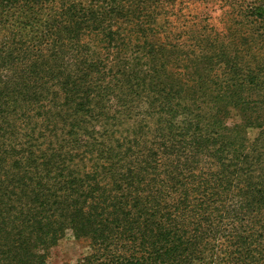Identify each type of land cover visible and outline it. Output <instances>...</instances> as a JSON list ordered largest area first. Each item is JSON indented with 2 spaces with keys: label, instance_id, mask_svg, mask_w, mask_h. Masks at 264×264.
Listing matches in <instances>:
<instances>
[{
  "label": "trees",
  "instance_id": "obj_1",
  "mask_svg": "<svg viewBox=\"0 0 264 264\" xmlns=\"http://www.w3.org/2000/svg\"><path fill=\"white\" fill-rule=\"evenodd\" d=\"M197 1L0 0V264H264V5Z\"/></svg>",
  "mask_w": 264,
  "mask_h": 264
},
{
  "label": "rangeland",
  "instance_id": "obj_2",
  "mask_svg": "<svg viewBox=\"0 0 264 264\" xmlns=\"http://www.w3.org/2000/svg\"><path fill=\"white\" fill-rule=\"evenodd\" d=\"M241 1V0H240ZM254 3L263 4L264 0H258ZM263 1V3H262ZM250 2V1H249ZM221 0H202L195 3H187L184 13L188 20L196 24L207 27L217 28L216 32H223V15L227 8L223 7ZM254 132L249 133V138H253ZM88 253L86 244L75 240L70 231L65 233V236L59 241L51 251L48 258V264H77L78 261Z\"/></svg>",
  "mask_w": 264,
  "mask_h": 264
}]
</instances>
